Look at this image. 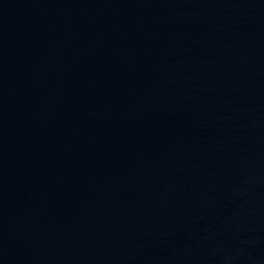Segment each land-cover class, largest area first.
Wrapping results in <instances>:
<instances>
[{
	"label": "water",
	"instance_id": "95a60500",
	"mask_svg": "<svg viewBox=\"0 0 264 264\" xmlns=\"http://www.w3.org/2000/svg\"><path fill=\"white\" fill-rule=\"evenodd\" d=\"M0 264H264V0H0Z\"/></svg>",
	"mask_w": 264,
	"mask_h": 264
}]
</instances>
